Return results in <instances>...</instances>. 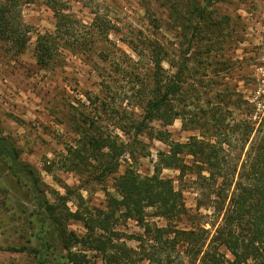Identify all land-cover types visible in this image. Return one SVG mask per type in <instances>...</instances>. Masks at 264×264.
<instances>
[{
    "label": "trees",
    "instance_id": "obj_1",
    "mask_svg": "<svg viewBox=\"0 0 264 264\" xmlns=\"http://www.w3.org/2000/svg\"><path fill=\"white\" fill-rule=\"evenodd\" d=\"M28 1L31 0L0 1V44L15 56L23 54L31 41V27L23 19V7ZM81 1L42 0L55 20L53 31L39 33L36 38L34 57L42 70L64 65L68 53L86 55L88 59L97 55L103 63L113 59L110 53L128 57L116 46L113 51L109 49V37L118 29L110 20L93 10L89 24L78 18L71 4ZM211 4L212 0H191L187 7L189 16L180 18L188 45L181 52L182 60L172 65L176 68L174 74L164 68L168 61L164 46L148 44L147 52L132 47L144 59L136 62L129 57L126 65L139 87L142 110L131 125L119 126L130 142L102 132L89 117L72 118L77 142L68 146L63 167L87 183L100 185L112 178L115 194L107 193L105 208H84L80 204L84 199L76 192L77 210L71 211L67 205L74 192L68 186L63 187L64 195L57 193L53 200L49 198L40 175L22 160L17 144L4 136L0 128V168L15 178L17 185H28L35 201V211L29 214L32 219L26 224L25 231L31 230L26 245L0 247L1 251L26 254L35 264H98L89 260L91 252L98 253L102 264H138L144 260L163 264L165 259L172 263V253L178 248H190L196 261L201 256L202 263L225 264L222 261L225 255L219 252L222 246L233 256V262L227 261L229 264H264V113H258L254 119L255 107L240 98L235 107L247 104L249 119L225 124L213 112L211 119L199 124L192 120L198 135L186 143L169 141L167 132L152 127L154 122L167 127L185 118L179 110L181 102L191 97L187 95L185 74L195 57L199 41L196 36L209 23ZM144 138L164 142L169 147L168 152L158 154L150 176L140 174L135 165L137 159L149 155ZM236 149L238 154H233ZM127 156L132 163L121 174L122 161ZM164 170L178 171L177 182L188 175L196 177L199 196L196 211L210 209L215 215H223L207 248L209 236L204 237L200 230L207 234L208 231L178 227L184 220L195 221L197 215L190 213L176 181L162 176ZM8 196V187L0 183L4 205H9ZM148 209L153 210L154 218L164 220L165 226L146 222ZM130 220L144 229L143 235L128 237L139 243V251L126 244L125 234L117 228L120 222ZM72 221L82 224L83 234L70 230ZM33 238L36 245L32 244ZM58 248L65 252L61 257L54 253Z\"/></svg>",
    "mask_w": 264,
    "mask_h": 264
},
{
    "label": "rangeland",
    "instance_id": "obj_2",
    "mask_svg": "<svg viewBox=\"0 0 264 264\" xmlns=\"http://www.w3.org/2000/svg\"><path fill=\"white\" fill-rule=\"evenodd\" d=\"M190 1L73 2V11L85 24L91 22L92 10L110 20L118 29L109 37V49L113 51L116 46L128 57L119 56L118 52L116 55L110 53L113 59L103 63L97 55L88 59L86 55L68 53L64 65L48 70H42L37 65L34 47L39 33L53 31V14L42 0H31L24 5L23 19L32 31L27 49L15 56L0 44V128L4 136L17 144L22 160L40 175L49 198L53 200L57 193L64 195L63 187L68 186L74 192L67 205L71 211L77 210L76 192L82 195L84 202L80 204L84 208H105L107 193L115 194L112 178L100 185L87 183L80 175L63 167L68 146H75L77 142L71 120L74 115L79 119L89 117L102 132L118 135L130 142L119 126L131 125L140 117L142 110L139 107V87L134 82L132 71L126 66L128 58L136 62L143 60V56L139 58L133 48L136 47L138 52H147L145 47L148 44H160L166 49L170 62L166 61L164 68L169 74H174L176 68L173 66L182 60L181 52L188 45L180 18L186 16ZM208 12L209 23L203 26L201 35L196 36L199 41L195 46V57L185 74L188 80L185 87L189 88L187 95L191 96L179 105L185 118L177 119L167 127L159 122L152 124L156 131L167 132L172 142L186 143L190 137L198 135V131L193 130L195 123L192 120L199 124L211 119L213 112L215 117L224 119L225 124L233 125L249 119L247 104L239 109L235 107L240 98L255 107L252 113L254 119L258 113H264V0H212ZM106 103L109 105L104 108ZM143 141L149 155L137 159L135 165L140 174L150 176L154 173L158 154L168 152L169 147L158 140L144 138ZM238 152L239 149H236L233 154ZM131 163L129 156L123 159L120 173H124ZM179 175L174 170L162 173L163 177L175 181ZM195 180L196 177L188 175L175 183L183 190L190 213L197 215L195 221L184 220L178 227L208 231L207 234L199 229L204 237L209 236L207 248L222 223L223 215H215L210 209L196 211L199 196ZM0 183L9 189V205H4L0 198V247L26 245V240L31 237V230L25 231L26 224L32 219L29 214L35 211L33 196L28 185H17L16 179L2 167ZM146 214V222L150 225L165 226L164 220L153 217V210L148 209ZM117 228L125 234L126 244L137 251L139 243L128 237L143 235L144 229L132 220L120 222ZM70 230L84 233L82 224L76 221H72ZM32 244H37L34 238ZM219 252L225 255V259L222 258L225 264L233 262V256L224 247H219ZM54 253H58V257L65 254L61 248ZM98 256L96 252L88 253L91 262L102 264ZM171 262L165 259L163 264H205L201 262V256L197 261L193 259L190 248H178L172 253ZM0 264L35 263L26 254L0 250ZM138 264L152 263L144 260Z\"/></svg>",
    "mask_w": 264,
    "mask_h": 264
}]
</instances>
